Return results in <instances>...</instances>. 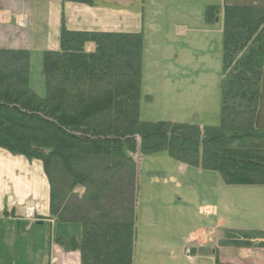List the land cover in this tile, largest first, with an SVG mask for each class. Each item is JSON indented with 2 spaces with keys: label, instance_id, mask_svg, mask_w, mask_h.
<instances>
[{
  "label": "trees",
  "instance_id": "16d2710c",
  "mask_svg": "<svg viewBox=\"0 0 264 264\" xmlns=\"http://www.w3.org/2000/svg\"><path fill=\"white\" fill-rule=\"evenodd\" d=\"M218 9L205 8L208 22ZM223 12L217 125L141 119L142 33L62 23L59 48L42 56L44 94L31 85L30 51L0 47V148L42 164L55 240L79 250L82 264H133L139 151L215 172L228 186H264V129L256 127L264 6L228 4ZM258 237L264 232L227 231L223 243Z\"/></svg>",
  "mask_w": 264,
  "mask_h": 264
},
{
  "label": "rangeland",
  "instance_id": "374dc122",
  "mask_svg": "<svg viewBox=\"0 0 264 264\" xmlns=\"http://www.w3.org/2000/svg\"><path fill=\"white\" fill-rule=\"evenodd\" d=\"M98 1L105 6L110 3L109 23L106 22L100 30L141 32L144 36L141 119L217 125L221 110L223 10L231 0ZM239 2L248 4L249 0ZM209 5L219 8L211 22L205 18V8ZM124 8L131 9L135 14L124 12L127 11ZM114 9L117 14L112 13ZM48 12L50 19L47 21ZM54 12L55 8L49 6V0H0V47L30 51L31 85L40 94L45 93L42 56L45 50L56 48L59 27L61 29L62 26ZM65 16L61 17L62 23L66 22L70 30H84L85 26L98 28L96 22L69 17L67 8ZM88 48L92 49L93 45ZM7 154L14 157L0 148V187L13 182L11 178L15 172L11 165L18 166L19 185L15 183L8 190L15 189L19 193L34 191L39 195L36 199L39 202L36 205L38 213L47 212L44 200L46 195L49 196V187L45 188L40 181L42 164L36 161V166L31 168L26 158L17 156L19 163L12 158V163L7 165L4 161L6 164L2 166L1 158L5 160ZM139 159L138 250L135 264H168L166 259L169 256L166 254L170 248L175 249L171 245L182 244L194 233H212L208 230L209 226L220 220L221 210L214 207L220 203L217 195L222 188L215 181L219 176L212 171L188 169L163 152L143 158L140 155ZM23 161L26 167L22 165ZM223 203L231 204L234 209L233 198ZM231 220L232 217L225 224L218 225L220 230H215V233H226L225 225L231 224ZM5 223L0 227L3 235L7 227H11ZM49 228L45 225L44 231L50 232ZM24 238L31 239L30 236ZM21 239L16 246L18 254L15 246L10 247L9 244L1 250L0 244V264H12L13 261L24 263L26 251H23ZM167 239L172 240L171 244H166ZM35 241L37 245L38 240ZM192 254L195 257L193 262L180 255L171 260V264H201L195 250Z\"/></svg>",
  "mask_w": 264,
  "mask_h": 264
},
{
  "label": "crops",
  "instance_id": "0c3cea01",
  "mask_svg": "<svg viewBox=\"0 0 264 264\" xmlns=\"http://www.w3.org/2000/svg\"><path fill=\"white\" fill-rule=\"evenodd\" d=\"M93 1L94 6H89L82 3L49 0V6L55 8L54 14L57 16L60 26L62 24L61 17H66L65 12L67 8L69 17L73 16L77 20L93 21L98 24V28H89L85 26L83 28L84 30H100L103 25H106V22L109 23L110 3L107 2L108 4L105 6L98 0ZM239 1L240 0H231V2L228 4L243 5L246 3ZM247 3L248 4L246 5L264 6V0H249ZM124 9H127V11H124L126 13H134L131 11V9ZM114 10L115 11L111 10L112 13L117 14L118 11L116 9ZM48 15L49 17L47 18V21L50 19V12H48ZM137 15H139V12ZM58 46L59 43L54 49H58ZM256 127L259 129H264V73L262 78V93L260 96L259 109L256 116ZM12 158L18 160V163L20 162V158L17 159V156L12 157L11 155L7 154L4 158L5 160L1 158L2 166L6 164L4 161L7 162V165L12 163ZM29 162L31 168L36 166V161ZM22 165L26 167V162L23 161ZM11 167L15 172L11 178L13 182L5 183L3 188L0 187V203L3 202L2 205L0 204V227L6 224L5 222L11 226L7 227L4 235L0 233L1 250L10 244V247L15 246V250L18 254V249L16 246L19 238H22L21 242L23 245V251H26V259L24 260L23 264H82L81 253L79 250L69 249V247L65 246L63 243L55 240V221L54 219L50 218L49 196L46 195V199L44 200L46 201L45 206L48 211H42L38 213L37 208L36 221L28 220L23 216L25 208L24 203L29 200L38 205L39 202H37L36 199L39 195L34 191L26 193H19V191H15V189L9 191L8 188L13 187L15 183L16 186L19 185L18 166L15 167L12 164ZM43 175L41 174L40 181L43 183L44 187L48 189V180L45 175ZM215 181L222 188L220 194L217 195L220 197V203H218L219 205L217 204L214 206L221 210V214L219 216L220 220L212 223L211 226H209L208 230H211L212 233H194L191 239H184L182 244H179L178 242V244L171 245L175 247V249L170 248L169 252L166 254L169 256V259H166L168 264H171V260H174V258L180 257V255H185L184 249L187 245V240H192L190 247L196 251V257L201 264H264V237L250 238L249 241H251V244L247 245L241 242L239 244L230 242L223 243L226 233L221 232L220 235L219 233H215V230H220V226L218 225L225 224L231 217L233 218V220H231V224L225 225L226 232H264V186H228L224 184L220 177H218V179ZM230 198H233L234 200V209L231 208V204L228 205L223 203V201H227ZM13 202H16L14 207H12ZM18 206L20 208H17ZM232 211L234 212L233 214ZM39 221H43V223L38 224L37 222ZM45 225L50 227V232L44 231ZM25 236H30L31 239H25ZM213 238H215V240ZM237 238L239 239V237L235 236L234 239L237 240ZM210 239L212 242L209 241ZM246 239L247 238H244L243 236L240 238V240ZM35 240H38L37 245ZM170 241L172 240L167 239L166 244H171L169 243ZM137 243L138 236L135 243L133 264H135L138 250ZM12 258H14V256ZM17 263L18 261L12 262V264Z\"/></svg>",
  "mask_w": 264,
  "mask_h": 264
},
{
  "label": "water",
  "instance_id": "95a60500",
  "mask_svg": "<svg viewBox=\"0 0 264 264\" xmlns=\"http://www.w3.org/2000/svg\"><path fill=\"white\" fill-rule=\"evenodd\" d=\"M139 154H140V151H139ZM138 154V157H137V167H138V169H137V177H139V167H140V159H139V155ZM43 222H39L38 224H42Z\"/></svg>",
  "mask_w": 264,
  "mask_h": 264
},
{
  "label": "built area",
  "instance_id": "2783aa9c",
  "mask_svg": "<svg viewBox=\"0 0 264 264\" xmlns=\"http://www.w3.org/2000/svg\"><path fill=\"white\" fill-rule=\"evenodd\" d=\"M32 210V209H31ZM187 256H188V258L191 260V261H193L194 260V258L191 256V254H190V250L189 249H187Z\"/></svg>",
  "mask_w": 264,
  "mask_h": 264
}]
</instances>
